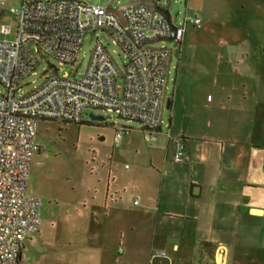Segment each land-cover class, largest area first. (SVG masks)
<instances>
[{"label":"crops","instance_id":"crops-1","mask_svg":"<svg viewBox=\"0 0 264 264\" xmlns=\"http://www.w3.org/2000/svg\"><path fill=\"white\" fill-rule=\"evenodd\" d=\"M254 1L221 0L213 15L243 36L220 39L205 81L185 77L166 98L168 124L155 128L143 163L133 167V176L145 178L134 192L108 180L97 206L95 189L90 205L84 201L85 238L102 243L86 248L97 255L90 264H264V39L248 35L262 30L264 0ZM7 17L0 4V21ZM131 133L114 144L135 145ZM179 142L184 153L175 163ZM124 197H134L129 218ZM24 242L18 264H33Z\"/></svg>","mask_w":264,"mask_h":264},{"label":"built area","instance_id":"built-area-1","mask_svg":"<svg viewBox=\"0 0 264 264\" xmlns=\"http://www.w3.org/2000/svg\"><path fill=\"white\" fill-rule=\"evenodd\" d=\"M10 25L0 26V264H18L22 244L38 231L41 199L27 193L31 160L40 119L83 122L95 109L139 121L147 143L156 138L159 113L166 100L167 66L180 53L188 22L201 26L198 16L174 25L175 46H153L170 36V22L144 4L123 6L121 18L108 5L81 0H21L11 6ZM103 32L113 38L126 56L119 69L97 37L85 73L78 79L56 71L33 90L16 95L24 78L37 63L36 54L62 63L75 62L85 33ZM122 79V84L118 80ZM119 144L131 128L114 125ZM184 144L177 143L173 161H182ZM127 167V165H126ZM137 202V201H136Z\"/></svg>","mask_w":264,"mask_h":264},{"label":"rangeland","instance_id":"rangeland-1","mask_svg":"<svg viewBox=\"0 0 264 264\" xmlns=\"http://www.w3.org/2000/svg\"><path fill=\"white\" fill-rule=\"evenodd\" d=\"M8 12V17L1 19L3 24L12 27L14 37V15L9 11L11 6H18L20 0H0ZM88 4L108 5L114 9L129 0H81ZM237 6L238 0H231ZM255 2L254 0H252ZM248 2V0H247ZM221 0H158L157 4L166 8L174 25L182 24L184 18L190 20L200 16L201 26L188 22L181 42L180 61L178 54L173 53L167 66L165 97H172L177 85L181 86L185 77L187 82L205 81L204 77L212 73L215 60V46L220 39L240 38L244 32L227 30L222 25L223 16L213 15L220 10ZM255 11L254 6H251ZM205 13V14H204ZM262 25L260 26V28ZM251 39H264L262 30L248 33ZM106 46L119 69H123L126 56L121 47L110 36L103 32L85 33L77 51L75 62L62 63L49 55L36 54L37 63L24 78L16 95L25 94L39 87L50 74H67L69 78L78 79L86 71L96 38ZM175 40L160 41L153 46H175ZM122 84V79L118 80ZM4 89L0 83V94ZM95 115L103 117L100 121H91L88 114H83V122H61L51 119H40L36 126L35 143L39 150L34 153L29 170L27 193L41 199L40 221L38 232L33 233V241L26 240L24 255L33 264H90L97 255H85L86 248L98 249L102 243L85 238L86 212L84 201L90 205L93 190L95 206L98 205L100 189L109 180L110 183L122 184L126 192H134L135 185L144 177L133 176L131 171L136 164L143 163V149L149 148L144 141L142 125L136 120H127L113 112L95 109ZM171 108L164 101L159 113V122L164 130L168 124ZM114 125L132 128L136 136L135 145L127 148L113 142ZM136 146V147H135ZM140 152L137 154V150ZM146 157H144V163ZM125 165L131 166L129 170ZM114 178V179H113ZM134 197H124L123 216L133 215ZM79 205V206H77ZM91 207V206H90ZM77 211L74 212V209ZM27 239V238H26ZM105 245H107L105 243ZM110 248L115 246L110 244ZM99 257V256H98ZM26 262V260H23Z\"/></svg>","mask_w":264,"mask_h":264},{"label":"water","instance_id":"water-1","mask_svg":"<svg viewBox=\"0 0 264 264\" xmlns=\"http://www.w3.org/2000/svg\"><path fill=\"white\" fill-rule=\"evenodd\" d=\"M157 1L158 0H129L126 3L121 4L120 6L114 8V9H110V10L112 12H114L115 14H117L121 18V9L123 6L131 5V4H144L151 11L158 12L159 14L163 15L166 20H168L170 22V36L147 39L146 42H154V41H158L161 39L167 40V41H172L173 40L172 34L174 32L175 26L171 22V16L169 14V11L166 8L160 7L157 4ZM88 116H89L91 121H100L103 119V117L101 115H95L92 111H89ZM159 128H157V129H159Z\"/></svg>","mask_w":264,"mask_h":264}]
</instances>
